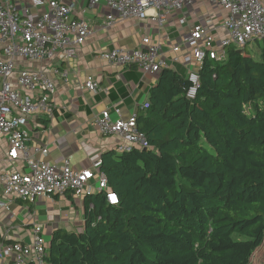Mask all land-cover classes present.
I'll list each match as a JSON object with an SVG mask.
<instances>
[{"label":"trees","instance_id":"1","mask_svg":"<svg viewBox=\"0 0 264 264\" xmlns=\"http://www.w3.org/2000/svg\"><path fill=\"white\" fill-rule=\"evenodd\" d=\"M199 70L164 69L135 123L148 143L101 156L118 198L84 197L79 233L56 230L47 264H250L264 248V40Z\"/></svg>","mask_w":264,"mask_h":264},{"label":"built area","instance_id":"2","mask_svg":"<svg viewBox=\"0 0 264 264\" xmlns=\"http://www.w3.org/2000/svg\"><path fill=\"white\" fill-rule=\"evenodd\" d=\"M90 6L102 3L109 13L105 26L111 28L121 21L149 20L161 27L172 13L205 1L224 10L221 24H193L182 35L170 52L181 56L168 58V51L157 40L145 37L133 50L114 49L103 52L100 58L108 65L125 68L135 66L143 76H155L164 69H174L179 62L189 83L185 91L188 100H194L199 86V70L207 60L222 62L228 49L238 50L255 40H264V4L260 0H88ZM70 0H0V136L6 145V159L10 169L0 173V220L3 210L12 200L31 203L40 197L64 195L75 197L103 193L108 205L118 204L117 196L108 191L107 179L100 172L101 160L92 163V170H77L65 161L60 167L49 164L43 157L46 148H36L40 157L31 155L30 135L25 130L31 117L51 118L56 84L53 74L65 73L18 70L16 63H61L75 57L77 50L91 35L89 25L73 15ZM181 23L185 19L180 20ZM213 29V30H212ZM216 31L214 34L213 31ZM84 88L94 92L97 85L87 79ZM144 104L141 110L146 109ZM136 115L128 120H112L103 111L95 121L99 134L115 140L114 153L127 152L134 147L147 149L145 136L138 131ZM94 180L93 183H90ZM42 228L34 226L29 244L11 242L0 245V257L6 264H47L46 241Z\"/></svg>","mask_w":264,"mask_h":264},{"label":"crops","instance_id":"3","mask_svg":"<svg viewBox=\"0 0 264 264\" xmlns=\"http://www.w3.org/2000/svg\"><path fill=\"white\" fill-rule=\"evenodd\" d=\"M260 1L264 4V0ZM70 2L74 17L83 19L91 30V35L77 50L75 57L61 63L17 62L16 71L27 69L50 73L57 70L65 73L64 78L52 75L56 84L52 117L39 115L28 120L25 130L30 135L28 146L31 155L40 157L34 147L46 148L48 153L43 159L51 165L60 167L68 161L74 169L92 170V163L103 154L112 152L115 147L114 138L99 134L95 126L97 118L103 111H108L112 120L134 117L147 104L149 90L157 80V76H143L135 66H110L100 58V54L114 49L133 50L140 46L143 38L150 37L162 43L169 59L180 57L181 53L174 54L169 48L176 45L193 24L205 21L211 28H216L226 12L202 1L181 12L172 13L161 27L149 20H127L108 28L105 26V16L109 9L102 3L90 6L88 0ZM182 18L185 19L184 23L180 22ZM213 32L216 33L215 30ZM173 65L182 67L180 61ZM87 79L97 85L94 92L84 88ZM10 168L6 159V145L0 136V173ZM84 197L78 198L67 192L64 195L40 197L31 203L12 200L1 215L0 245L11 242L29 244L34 226L42 228L47 250L54 231L81 232L84 227ZM7 262V259L0 257V264Z\"/></svg>","mask_w":264,"mask_h":264},{"label":"rangeland","instance_id":"4","mask_svg":"<svg viewBox=\"0 0 264 264\" xmlns=\"http://www.w3.org/2000/svg\"><path fill=\"white\" fill-rule=\"evenodd\" d=\"M193 5H189L187 6V8L192 7ZM201 24L203 26H206V22L205 21H201ZM246 50H250L252 51V55L253 57H255L256 59L259 58L260 56V51L255 49L253 47V42H250L246 45ZM158 74H156L155 76H157ZM250 264H264V248L259 249L258 251H256L251 259V263Z\"/></svg>","mask_w":264,"mask_h":264},{"label":"water","instance_id":"5","mask_svg":"<svg viewBox=\"0 0 264 264\" xmlns=\"http://www.w3.org/2000/svg\"><path fill=\"white\" fill-rule=\"evenodd\" d=\"M237 52L241 54L243 51L242 50H238Z\"/></svg>","mask_w":264,"mask_h":264}]
</instances>
